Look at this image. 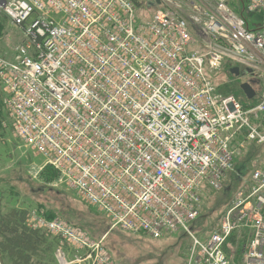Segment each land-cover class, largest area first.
<instances>
[{"label":"built area","instance_id":"2783aa9c","mask_svg":"<svg viewBox=\"0 0 264 264\" xmlns=\"http://www.w3.org/2000/svg\"><path fill=\"white\" fill-rule=\"evenodd\" d=\"M239 5L0 0L24 33L11 59L0 56L16 136L58 171L53 187L97 207L111 230L154 238L183 231V264H238L229 237L241 230L249 232L241 264H264V164L252 165L250 184L205 240L192 228L202 194L220 191L234 171L239 142L264 148V76L253 88L258 102L246 106L209 78L226 61L244 65L249 79L264 73V28L244 17L264 13V0ZM32 218L65 243L57 264H114L104 237Z\"/></svg>","mask_w":264,"mask_h":264},{"label":"rangeland","instance_id":"374dc122","mask_svg":"<svg viewBox=\"0 0 264 264\" xmlns=\"http://www.w3.org/2000/svg\"><path fill=\"white\" fill-rule=\"evenodd\" d=\"M231 5L237 9L239 0H231ZM244 17L251 29L264 28V13L244 11ZM23 38V31L9 22L6 33L0 42V49H4V54L8 59L13 57ZM230 63L226 61L212 74L209 73V78L214 83L216 90L224 95H233L243 106L257 103L258 97L247 99L241 89V84L249 81L250 75L247 74L249 69L244 65H238L240 69L234 66L233 69H237L239 72L238 75H235L231 72ZM253 73L254 78L257 79L253 88L258 91L262 80L261 75L264 76V73L260 71ZM253 83H255L254 80ZM262 121H264V115L257 118V122ZM14 138V136H8L5 143L0 145V194L7 206L30 209L32 221L35 223L36 217L45 218L44 213H51L77 224L80 228L87 229L94 237H104L103 245L112 257L114 264L184 263L190 238L183 231L172 234L165 233L162 237L154 238L145 234L123 232L119 229L111 230L97 207L79 198L72 190L64 189V186L60 184L52 188L58 178L47 185L50 188L42 184L43 181L39 180L38 174L46 166L44 159L35 155L33 150L26 147L22 141L17 142ZM240 145H243L238 152L241 156L240 163H246L245 165L249 166L248 171L239 178L235 171L234 176L231 172L220 191H208L202 194L200 218L194 223L196 227L193 228L194 233L201 240H205L219 226L225 210L234 200L237 192L245 190L246 184L249 185L252 165L255 163L259 166L264 164L263 147L254 146L253 143L243 140L239 142ZM251 154L254 155V158L250 160ZM55 189H59V191H55ZM70 226L75 228L74 225ZM240 232L235 233L239 235ZM231 245V252L234 253L239 247L232 241Z\"/></svg>","mask_w":264,"mask_h":264},{"label":"trees","instance_id":"16d2710c","mask_svg":"<svg viewBox=\"0 0 264 264\" xmlns=\"http://www.w3.org/2000/svg\"><path fill=\"white\" fill-rule=\"evenodd\" d=\"M239 7L240 5L236 10H238ZM8 23V17L0 11V42L6 33ZM0 56L7 58L4 54V49H0ZM8 136H14L16 138H14V140L17 142L22 141L14 132V126L5 104V92L0 81V145L5 143ZM237 156L238 159L235 163L234 171L238 174L237 177L239 178L248 171L249 166L245 165L246 163H240L241 156L239 154H237ZM253 158L254 155L251 154L250 160ZM38 176L39 180L43 181L42 184L47 186L58 178V171L53 166L46 164L39 172ZM246 186H248V184H246ZM55 191H59V189H55ZM29 210L30 209L17 206H7L6 203L3 202L2 195L0 194V264H57L55 251L62 245L65 247V243L60 237L50 234L46 229L33 227L28 221L30 215ZM44 214L47 220L63 219V217H57L55 214ZM199 218L200 215L196 221ZM62 221L79 228L88 237L98 239L87 229L80 228L77 224L65 218ZM106 222L108 223L107 220ZM194 223L192 228L196 227ZM248 239L249 232L247 230H241L239 235L234 232L229 237V241H232V243L237 244V247H239L234 258L238 264H241L242 250Z\"/></svg>","mask_w":264,"mask_h":264},{"label":"water","instance_id":"95a60500","mask_svg":"<svg viewBox=\"0 0 264 264\" xmlns=\"http://www.w3.org/2000/svg\"><path fill=\"white\" fill-rule=\"evenodd\" d=\"M231 72L234 73L235 75L239 74L237 69H231ZM252 83H253V81H246V82L241 84V89L245 93L247 99H252L256 95V91L253 89Z\"/></svg>","mask_w":264,"mask_h":264},{"label":"flooded vegetation","instance_id":"af4514ba","mask_svg":"<svg viewBox=\"0 0 264 264\" xmlns=\"http://www.w3.org/2000/svg\"><path fill=\"white\" fill-rule=\"evenodd\" d=\"M248 78H250V77H248ZM249 80H251V81L254 80V81H255V84H256V82H257V79H255V78H253V80H252V79H249ZM255 84H254V85H255Z\"/></svg>","mask_w":264,"mask_h":264},{"label":"crops","instance_id":"0c3cea01","mask_svg":"<svg viewBox=\"0 0 264 264\" xmlns=\"http://www.w3.org/2000/svg\"><path fill=\"white\" fill-rule=\"evenodd\" d=\"M11 58H12V57H11ZM11 58H10V59H11Z\"/></svg>","mask_w":264,"mask_h":264}]
</instances>
